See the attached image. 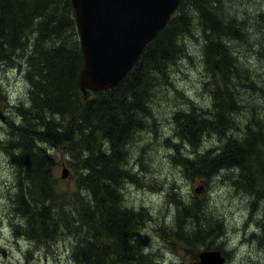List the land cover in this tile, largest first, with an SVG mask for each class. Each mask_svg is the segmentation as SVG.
Returning a JSON list of instances; mask_svg holds the SVG:
<instances>
[{
	"label": "trees",
	"instance_id": "obj_1",
	"mask_svg": "<svg viewBox=\"0 0 264 264\" xmlns=\"http://www.w3.org/2000/svg\"><path fill=\"white\" fill-rule=\"evenodd\" d=\"M222 2L181 0L124 79L113 88L84 94L80 84L84 57L72 0H0V66H19L16 59L24 58L30 86L29 107L17 106L21 124L10 123L20 151L8 147L23 173L16 210L25 221L22 234L28 240H54L65 229L76 239V264L147 263L138 238L147 212L126 207L121 188L139 183L130 168L129 147L146 126L151 98L155 88L165 84L168 65L185 50L179 39L189 33L191 11L201 18L206 35L205 69L214 113L177 114L179 136L193 147L208 134L225 138L244 111L238 98L243 85L233 82L239 69L229 43L246 41L250 34L245 21L224 15ZM259 46L264 47V41ZM247 118L244 137L228 138L216 156L208 152L193 161L178 150L173 158L192 176L207 179L237 167V188L264 201V120L253 113ZM45 145L67 148L79 171L76 192L61 195ZM200 205L183 206L177 215L179 227L166 233L188 246L204 243L215 230L202 226ZM185 216L191 224L183 221ZM261 227L264 233V211ZM259 242L264 246V236Z\"/></svg>",
	"mask_w": 264,
	"mask_h": 264
},
{
	"label": "rangeland",
	"instance_id": "obj_2",
	"mask_svg": "<svg viewBox=\"0 0 264 264\" xmlns=\"http://www.w3.org/2000/svg\"><path fill=\"white\" fill-rule=\"evenodd\" d=\"M222 4L224 15L245 21L250 34L246 41L229 43L239 69V76L235 75L233 82L239 80L238 86L243 85L238 98L244 111L239 120L236 118L237 127L225 138L208 134L193 147L179 136L177 114L212 117L214 113L211 79L205 69L206 35L201 18L191 11L193 22L189 33L179 39L185 50L168 65L165 84L155 88L151 98L146 126L129 147L130 168L139 183L122 186L124 205L135 211L145 209L148 215L138 232L148 261L132 264H201L199 255L215 250L222 251L227 259L225 264H264V246L259 242L264 236L261 227L264 201H256L237 188L239 168L221 170L207 179L192 176L173 158L178 150L193 161L208 152L216 156L228 138L244 137L251 113L264 120V54L260 52L262 47L264 53V47L259 46L264 41V27L259 24L264 17V0H223ZM16 61L19 66H0V261L2 264H76V239L65 229L59 238L50 241H30L22 234L25 221L16 210V198L23 173L12 160L8 147L15 153L20 151L15 146L16 137L11 135L10 123L16 127L21 124L17 106L29 107L30 86L26 60ZM44 148L54 161L52 173L61 195L66 197L76 192L79 171L73 166L67 148L53 149L48 145ZM64 168L68 171L66 179L62 177ZM199 187L203 190L196 193ZM199 203L202 226L215 232L210 236L209 232L204 243L194 246L169 236L166 232L179 227L177 215L182 207ZM182 219L192 223L186 216ZM74 224L79 226L78 222ZM3 251H7V257L2 255Z\"/></svg>",
	"mask_w": 264,
	"mask_h": 264
},
{
	"label": "water",
	"instance_id": "obj_3",
	"mask_svg": "<svg viewBox=\"0 0 264 264\" xmlns=\"http://www.w3.org/2000/svg\"><path fill=\"white\" fill-rule=\"evenodd\" d=\"M180 1L72 0L84 57L80 76L84 94L113 88L124 79ZM62 177H68L66 168ZM2 254L7 257V251ZM199 258L201 264L226 262L219 250L205 251Z\"/></svg>",
	"mask_w": 264,
	"mask_h": 264
},
{
	"label": "bare ground",
	"instance_id": "obj_4",
	"mask_svg": "<svg viewBox=\"0 0 264 264\" xmlns=\"http://www.w3.org/2000/svg\"><path fill=\"white\" fill-rule=\"evenodd\" d=\"M179 5H180V4H179ZM176 11H177V10H176ZM173 15H174V14H173ZM173 15H172V16H173ZM142 53H143V52H142ZM139 58H140V57H139ZM80 76H81V74H80ZM91 92H92V91H91ZM96 92H97V91H96ZM119 187H120V186H119ZM119 187H118V188H119ZM136 234H137V233H136ZM140 245H141V244H140ZM215 251H218V250H215ZM219 251H220V250H219ZM221 252H222V251H221ZM222 255L224 256L223 253H222ZM224 257H225V256H224ZM225 258H226V257H225ZM143 259H144V258H143ZM146 259H147V258H146ZM226 262H227V259H226ZM226 262H225V263H226ZM145 263H146V262H145Z\"/></svg>",
	"mask_w": 264,
	"mask_h": 264
},
{
	"label": "flooded vegetation",
	"instance_id": "obj_5",
	"mask_svg": "<svg viewBox=\"0 0 264 264\" xmlns=\"http://www.w3.org/2000/svg\"><path fill=\"white\" fill-rule=\"evenodd\" d=\"M2 255H3V254H2ZM2 263H4V262H1V261H0V264H2Z\"/></svg>",
	"mask_w": 264,
	"mask_h": 264
}]
</instances>
